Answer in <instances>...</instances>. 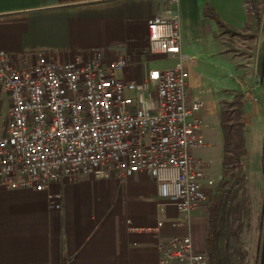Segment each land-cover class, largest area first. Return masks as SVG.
Returning <instances> with one entry per match:
<instances>
[{
	"label": "crops",
	"instance_id": "crops-1",
	"mask_svg": "<svg viewBox=\"0 0 264 264\" xmlns=\"http://www.w3.org/2000/svg\"><path fill=\"white\" fill-rule=\"evenodd\" d=\"M167 9L180 15L183 51L194 61L189 96L202 92L206 100L199 117L210 125L204 135L212 146L197 156L211 160L206 171L218 176L217 184L224 153L220 170L202 153L215 145L223 150L221 109L243 96L246 173L252 187L255 159L264 187V12L259 20L253 0H0V51L10 54L14 63L35 51L60 61L77 56L90 61L98 54L106 61L126 57L129 65L120 79L140 82L150 70L175 64L152 54L149 47L148 24ZM10 105V97L0 89V136ZM214 188L208 189L211 195ZM53 196H59L61 209L50 207ZM252 197L253 216L244 233L249 264L256 260L264 217V195L258 199L252 187ZM208 204L196 208L189 221L204 229L194 235L200 251H205ZM161 205L167 207L161 237L187 235L189 222L175 204L160 197L147 172L108 182L84 176L42 192L0 185V264H159L155 237L130 227L154 226Z\"/></svg>",
	"mask_w": 264,
	"mask_h": 264
},
{
	"label": "built area",
	"instance_id": "built-area-1",
	"mask_svg": "<svg viewBox=\"0 0 264 264\" xmlns=\"http://www.w3.org/2000/svg\"><path fill=\"white\" fill-rule=\"evenodd\" d=\"M181 29L172 9L149 22L151 53L175 64L150 70L140 82L120 79L126 57L60 61L35 51L14 63L0 51V89L11 102L0 136V185L42 192L84 176L108 182L147 172L160 197L189 222L210 202L216 180L206 171L211 160L197 156L212 146L204 135L210 125L199 117L203 93L189 96L194 61L183 51ZM243 167L247 172L246 161ZM50 207L61 209L59 196ZM166 211L161 205L154 226L130 230L155 237L159 264H208L206 251L194 243L201 226L189 222L187 235L161 237Z\"/></svg>",
	"mask_w": 264,
	"mask_h": 264
},
{
	"label": "trees",
	"instance_id": "trees-1",
	"mask_svg": "<svg viewBox=\"0 0 264 264\" xmlns=\"http://www.w3.org/2000/svg\"><path fill=\"white\" fill-rule=\"evenodd\" d=\"M253 2L257 17L262 20L264 0ZM232 32L241 34L237 30ZM220 119L224 143L222 177L207 206L204 248L208 264H249L250 250L244 241V233L253 216V197L243 167L248 156V124L243 96L227 102L221 109Z\"/></svg>",
	"mask_w": 264,
	"mask_h": 264
},
{
	"label": "rangeland",
	"instance_id": "rangeland-1",
	"mask_svg": "<svg viewBox=\"0 0 264 264\" xmlns=\"http://www.w3.org/2000/svg\"><path fill=\"white\" fill-rule=\"evenodd\" d=\"M125 71L126 70L124 69L121 72L123 73ZM222 152H223L222 146L221 145H215L211 151H207L205 153H202V156L204 155L205 157H212L213 162H214L213 167L215 168V170L218 168L220 170L221 164H220L219 160H220V156L222 155ZM216 173H218V172L215 171L213 175L215 176ZM250 176H251L250 178L252 181V187L255 190V196L258 199H260V198L262 199V196L264 195V187L261 186V184H262L261 174L259 172L258 164L256 163L255 159H254V164L252 166ZM215 177L217 178L218 176L216 175ZM215 177H214V179H216ZM261 230H262L261 232H262V236H263V233H264V217L262 218ZM262 242H263V237L259 243V247H258L257 254H256V260L253 264H260V254H261V249H262ZM198 244H200V242H198Z\"/></svg>",
	"mask_w": 264,
	"mask_h": 264
},
{
	"label": "water",
	"instance_id": "water-1",
	"mask_svg": "<svg viewBox=\"0 0 264 264\" xmlns=\"http://www.w3.org/2000/svg\"><path fill=\"white\" fill-rule=\"evenodd\" d=\"M260 264H264V233H263L262 249L260 254Z\"/></svg>",
	"mask_w": 264,
	"mask_h": 264
}]
</instances>
